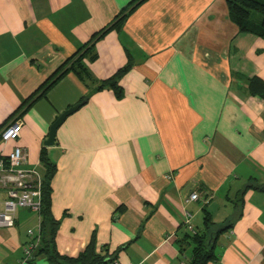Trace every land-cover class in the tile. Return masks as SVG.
Listing matches in <instances>:
<instances>
[{"label":"crops","instance_id":"obj_1","mask_svg":"<svg viewBox=\"0 0 264 264\" xmlns=\"http://www.w3.org/2000/svg\"><path fill=\"white\" fill-rule=\"evenodd\" d=\"M130 2L0 0V131L23 120L19 139L0 140V158L21 145L27 166L43 172V151L56 164L62 255L94 241L119 264H189L192 235L209 241L224 226L208 264H264V190L248 188L264 185V99L248 86L264 80V37L240 33L226 0L136 2L86 52L92 80L67 72L22 107ZM128 64L122 97L96 89ZM82 100L44 146L56 118ZM31 234L42 236V215L19 209L14 226L0 227V264H53L41 239L22 261Z\"/></svg>","mask_w":264,"mask_h":264},{"label":"trees","instance_id":"obj_2","mask_svg":"<svg viewBox=\"0 0 264 264\" xmlns=\"http://www.w3.org/2000/svg\"><path fill=\"white\" fill-rule=\"evenodd\" d=\"M140 0H132L128 7L122 9L119 14L114 18L113 22L108 26L104 27L100 31L96 32L90 41L83 47L87 48V50L78 55L81 50H79L75 55L70 59L74 60L70 63V60H66L63 65H61L55 74H58L62 69H64L57 78H55V74L48 78V80L36 90L30 98L23 102L22 107H24L30 101H34L35 96L39 93L40 96L46 94V92L50 89V87L64 74L67 72L73 71L76 75H78L82 80L91 79L92 77L88 71V69L83 64L84 56L86 52L93 49L95 43L101 39L105 34H107L110 30L118 29L120 23L127 16L128 12L131 11L130 7L133 6L136 2ZM228 4V11L230 19L236 23L238 26L240 33H254L260 37H264V0H226ZM258 13V14H256ZM88 46V47H87ZM95 57V55H94ZM93 57V58H94ZM68 65V66H67ZM67 66V67H66ZM130 64L121 68L116 75H113L105 80H102L97 86V90H101L104 88H112L118 98L122 97L123 89L118 83V77L124 73ZM250 92L253 95H259L264 99V80L259 76H254L250 79L248 83ZM84 99H88L85 97ZM86 101V100H85ZM6 126L3 127V129ZM2 129V130H3ZM0 131V139L1 132ZM41 162L44 166L43 174V187H42V197H43V207L41 211L42 215V236H41V246L38 251L46 254L48 259L53 264H113L115 261L113 258H110L105 252V248L103 247L101 251H97L96 244L92 241L88 246L81 251L77 256H69L62 255L58 253L55 246V237L56 231L58 227V221L54 218L51 211V195H52V179L57 171V166L53 163L50 158L45 154V151L42 152ZM248 188H255L264 190V185L261 186H253L249 185ZM205 224L206 226H211L213 223L208 214L205 216ZM224 226L220 227L215 233H213V239L224 230ZM206 235L199 234L197 231L192 235L194 248L193 254L191 256L189 264H208L210 260L214 258V252L211 246V243L208 244V241L204 239Z\"/></svg>","mask_w":264,"mask_h":264},{"label":"built area","instance_id":"obj_3","mask_svg":"<svg viewBox=\"0 0 264 264\" xmlns=\"http://www.w3.org/2000/svg\"><path fill=\"white\" fill-rule=\"evenodd\" d=\"M23 120L18 118L7 125L1 132V142L9 143L19 139ZM171 175H168L170 177ZM43 174L37 166H27V153L21 145H15L6 156L0 158V227H11L16 224L19 209H29L41 214ZM199 194L193 192L189 200H197ZM194 214L184 210V225L196 232L193 224ZM24 246L23 262L33 258L41 237L34 236ZM113 264H119L117 260Z\"/></svg>","mask_w":264,"mask_h":264},{"label":"water","instance_id":"obj_4","mask_svg":"<svg viewBox=\"0 0 264 264\" xmlns=\"http://www.w3.org/2000/svg\"><path fill=\"white\" fill-rule=\"evenodd\" d=\"M85 102H86L85 100H82L70 106L56 118V120L50 126L48 137L43 142L44 146L50 147L56 144V134H57L58 128L64 123V121L67 119L68 116H70L71 114L76 112L78 109H80L85 104ZM212 239H213V234L211 235L210 240L208 241V244H210Z\"/></svg>","mask_w":264,"mask_h":264},{"label":"rangeland","instance_id":"obj_5","mask_svg":"<svg viewBox=\"0 0 264 264\" xmlns=\"http://www.w3.org/2000/svg\"><path fill=\"white\" fill-rule=\"evenodd\" d=\"M256 14H258V13H256Z\"/></svg>","mask_w":264,"mask_h":264}]
</instances>
